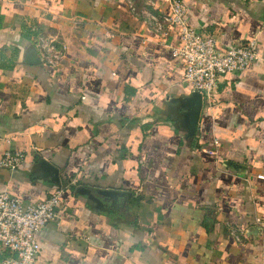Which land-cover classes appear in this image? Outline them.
Returning a JSON list of instances; mask_svg holds the SVG:
<instances>
[{
  "label": "crops",
  "instance_id": "crops-1",
  "mask_svg": "<svg viewBox=\"0 0 264 264\" xmlns=\"http://www.w3.org/2000/svg\"><path fill=\"white\" fill-rule=\"evenodd\" d=\"M182 1L219 50L261 56L191 132L168 0H0V158L26 154L0 193L66 187L36 264H264V0Z\"/></svg>",
  "mask_w": 264,
  "mask_h": 264
},
{
  "label": "built area",
  "instance_id": "built-area-1",
  "mask_svg": "<svg viewBox=\"0 0 264 264\" xmlns=\"http://www.w3.org/2000/svg\"><path fill=\"white\" fill-rule=\"evenodd\" d=\"M168 3L169 12L164 23L178 37L171 55L182 64L183 84L203 99L209 101L216 94L221 78L238 75L260 59L255 39L221 51L212 35L189 26L182 0H168ZM157 32H160L159 26ZM162 35L165 37L167 33ZM25 158L22 151H6L0 158V169L15 171ZM65 189L61 186L35 203L22 201L7 192L0 193V246L7 253L0 264H36L39 253L36 236L59 221Z\"/></svg>",
  "mask_w": 264,
  "mask_h": 264
},
{
  "label": "water",
  "instance_id": "water-1",
  "mask_svg": "<svg viewBox=\"0 0 264 264\" xmlns=\"http://www.w3.org/2000/svg\"><path fill=\"white\" fill-rule=\"evenodd\" d=\"M202 104H203V98L201 97V95L193 92L190 99L188 100V107L190 109V118L188 121L189 132L193 130L194 124L196 123L198 115L201 111ZM101 195L107 198H111L114 196L111 193H101Z\"/></svg>",
  "mask_w": 264,
  "mask_h": 264
}]
</instances>
